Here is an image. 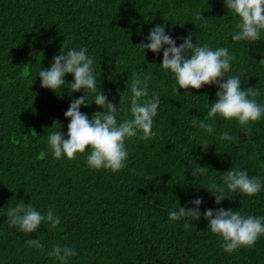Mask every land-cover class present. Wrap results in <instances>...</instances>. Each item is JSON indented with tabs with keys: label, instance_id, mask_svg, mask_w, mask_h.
I'll use <instances>...</instances> for the list:
<instances>
[{
	"label": "trees",
	"instance_id": "obj_1",
	"mask_svg": "<svg viewBox=\"0 0 264 264\" xmlns=\"http://www.w3.org/2000/svg\"><path fill=\"white\" fill-rule=\"evenodd\" d=\"M237 22L224 0H0V264H60L47 255L56 244L77 250L69 264H264V236L229 254L203 215L168 218L169 210L194 207L189 202L200 197L201 213L223 207L264 216V188L254 196L232 194L220 205L206 189L223 185L232 167L264 179V118L250 124L249 136L235 120L206 118L217 86L173 92L175 79L160 66L163 49L156 54L137 47L157 25L177 46L192 34L193 43L227 47L235 59L225 75L239 76L243 88L256 86L264 104V36L253 44L233 41ZM64 41L88 49L97 92L119 107L118 122L132 118L126 89L132 74L152 76L149 98L160 96L156 136L125 141L129 156L121 172L89 168L87 150L72 160L49 150L50 132L61 130L67 138L70 103L83 95L92 103L95 95L70 92L71 74L57 92L41 86L40 70L51 66ZM80 110L89 118L103 111L95 103ZM194 118L214 123V131L193 127ZM224 131L235 138L221 140ZM198 166L207 173L192 177ZM21 200L42 213L54 206L59 227L42 224L34 233L9 227L8 208ZM185 223L192 226L185 229ZM29 239H39L44 251L28 247Z\"/></svg>",
	"mask_w": 264,
	"mask_h": 264
},
{
	"label": "clouds",
	"instance_id": "obj_2",
	"mask_svg": "<svg viewBox=\"0 0 264 264\" xmlns=\"http://www.w3.org/2000/svg\"><path fill=\"white\" fill-rule=\"evenodd\" d=\"M224 3L229 12L238 17L232 32V40L247 41L249 44L261 41L264 36V0H224ZM201 16L202 14H197L196 18L200 19ZM146 39L147 43H141L137 47L156 54L163 49L160 66L173 75L176 82L173 92H179V89L200 90L206 85L217 86V99L211 103L206 118H212L214 121L219 115L226 121L235 120L245 136L251 135L250 124L264 118V104L258 101L260 92L256 86L243 88L239 76L225 75L231 72L232 61L235 59L227 47L212 49L208 44L193 43L192 34L179 38L183 42L177 46L176 40L166 34L165 27L161 25L152 28ZM53 61L49 68H42L39 72L41 86L57 92V89L66 83L65 76L71 74L74 79L68 83L70 92L83 90L94 93L92 103L103 111H96L89 118L80 109L92 103L87 102L85 95L74 99L64 113L70 121L67 125V138L61 130L50 132L49 150L54 158L67 157L69 160L75 159L78 154H84L87 150L86 162L89 168L121 172L127 167L129 156L125 141L137 136L141 140H149L156 136V132L153 131L154 118L158 115L160 96L153 93L149 98L148 83L152 79L151 74L141 79L140 75L134 72L131 80L127 81L126 89L130 88L131 91L129 111L132 118L118 122L119 107L110 102L103 91L97 92L95 60L88 55L86 47H80L78 50L74 47L69 48L64 41ZM259 62L264 64V60ZM121 96L123 98V93ZM57 123L59 122L54 123L53 127ZM192 126L207 133L214 131V123L205 124L199 118L192 120ZM32 134H36L35 131ZM219 138L231 141L235 137L224 131ZM202 144L207 147L206 140L202 141ZM207 171L208 167L198 166L191 174L195 177L198 174H206ZM221 179L223 185L213 182L206 188L215 197L217 205L230 199L232 194L254 196L264 188V179L250 177L247 170L233 167L224 172ZM202 203L203 197L191 200L189 204L194 207L180 205L177 210H169L168 218L173 222L181 219L200 220L203 215L208 221V229L222 238L221 248L229 254L243 247L254 246L264 236V216L243 215L239 210L231 208L225 210L223 207L215 210L209 208L201 213ZM53 208L54 206L49 207L46 213H42L32 203L26 205L21 200L15 207L8 208V225L17 227L24 233H34L42 224H47L50 229H56L61 220L55 215ZM183 226L188 229L192 225L185 223ZM26 244L41 252L45 249V245L39 239H29ZM47 255L54 257L60 264H69V259L78 255V252L74 247L67 245L61 247L56 244Z\"/></svg>",
	"mask_w": 264,
	"mask_h": 264
}]
</instances>
